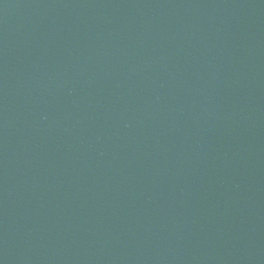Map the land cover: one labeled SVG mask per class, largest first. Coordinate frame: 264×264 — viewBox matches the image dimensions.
I'll return each instance as SVG.
<instances>
[{
	"label": "water",
	"instance_id": "95a60500",
	"mask_svg": "<svg viewBox=\"0 0 264 264\" xmlns=\"http://www.w3.org/2000/svg\"><path fill=\"white\" fill-rule=\"evenodd\" d=\"M0 264H264V0H0Z\"/></svg>",
	"mask_w": 264,
	"mask_h": 264
}]
</instances>
